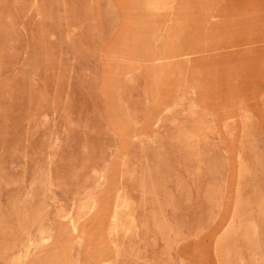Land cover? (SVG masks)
I'll return each mask as SVG.
<instances>
[{
  "label": "rangeland",
  "instance_id": "1",
  "mask_svg": "<svg viewBox=\"0 0 264 264\" xmlns=\"http://www.w3.org/2000/svg\"><path fill=\"white\" fill-rule=\"evenodd\" d=\"M123 1L0 0V264H264V0Z\"/></svg>",
  "mask_w": 264,
  "mask_h": 264
},
{
  "label": "bare ground",
  "instance_id": "2",
  "mask_svg": "<svg viewBox=\"0 0 264 264\" xmlns=\"http://www.w3.org/2000/svg\"><path fill=\"white\" fill-rule=\"evenodd\" d=\"M158 0H124L123 1V6H124V12L133 19V20H141L143 18L146 17L147 13L149 10L153 9L156 5H157ZM212 14V13H211ZM131 30V29H130ZM142 33L143 36L141 37V35L139 34ZM140 35V36H139ZM148 43L150 45H148ZM147 44V47L145 46ZM149 46V47H148ZM244 46V45H243ZM157 48H158V39H157V35L155 33L153 34H148V33H143V31L140 29L139 30H135V32H131L128 30V32L118 36L115 40V43L113 44L112 47V59H113V70L114 69H118L120 70L122 66H125V64H129L131 65L132 62H134L135 59L139 58L140 56H142L144 53L149 54L153 60L152 62H155V57L154 54L157 52ZM151 97H153L151 95ZM155 97V95H154ZM153 97V98H154ZM155 101V99H154ZM226 134V133H225ZM243 143V142H242ZM194 151V150H193ZM102 176V175H101ZM134 177V176H133ZM137 177V176H136ZM109 180V179H108ZM112 180V178H111ZM103 181V180H102ZM107 182V181H106ZM111 182V181H110ZM116 182V181H115ZM112 185V184H111ZM108 186V185H107ZM110 187V186H109ZM107 190V189H106ZM110 191V190H108ZM106 193H109V192ZM111 192V191H110ZM124 193V191H123ZM119 195V194H118ZM117 195V196H118ZM121 195V194H120ZM116 196V197H117ZM107 201L109 199H106ZM123 200V199H122ZM96 202V200H95ZM120 202V200H119ZM108 203V202H107ZM106 203V204H107ZM121 203V202H120ZM91 204H94L91 203ZM109 204V203H108ZM120 206L119 209L121 208ZM109 207V205H106ZM116 207V205H115ZM109 209V208H108ZM107 209V210H108ZM122 212V210H119ZM119 211H115L116 213ZM124 211V210H123ZM90 213V212H89ZM105 213V212H104ZM119 214V213H118ZM116 216V215H115ZM114 216V217H115ZM115 219V222L117 220ZM70 220V219H69ZM86 220V219H85ZM84 220V221H85ZM71 221V220H70ZM81 221V220H80ZM118 222V221H117ZM83 223V222H82ZM86 222H84L85 224ZM81 224V223H80ZM115 224V223H114ZM116 225L118 226V224L116 223ZM73 226V225H71ZM83 228H79L78 226L74 225L72 227V232L75 234V237L80 241H81V232L84 230V228L88 227L91 230V234L88 238V245H89V249L90 251H88V254H90L91 256H95V254L98 252V247L99 245L93 243L96 242V238H97V234H98V227L96 226L95 228L90 227L89 223H86L84 226H82ZM114 227V225H113ZM96 229V230H95ZM60 232V231H59ZM160 232V231H159ZM48 233V232H47ZM52 234V233H51ZM84 234V233H83ZM221 234V233H220ZM53 237V236H52ZM52 240V238H50ZM50 240V241H51ZM219 240V239H218ZM49 243V242H48ZM219 244V243H218ZM217 244V245H218ZM28 246V245H27ZM26 247V246H25ZM215 247V246H214ZM47 248V247H46ZM171 249V248H170ZM83 253V252H82ZM77 254V253H76ZM87 255V254H86ZM84 255V256H86ZM28 256V251L25 250L22 258L27 259ZM68 256V255H67ZM77 256V255H76ZM81 256V255H80ZM83 259V256L81 257ZM93 259V257H92ZM91 259V261H93ZM73 260V259H72ZM80 260V258H79ZM86 260V259H85ZM77 261V260H76ZM89 261V260H88ZM257 262V261H256ZM60 264H63L62 260L60 259L59 261ZM79 264H85L84 259L81 260L80 262H78ZM76 264V263H75ZM93 264H97L96 260L93 261ZM256 264V263H255Z\"/></svg>",
  "mask_w": 264,
  "mask_h": 264
}]
</instances>
